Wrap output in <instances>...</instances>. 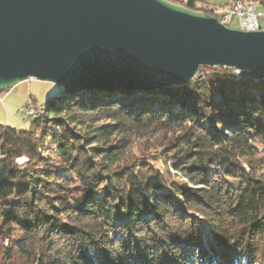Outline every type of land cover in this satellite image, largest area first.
Wrapping results in <instances>:
<instances>
[{"label":"trees","instance_id":"16d2710c","mask_svg":"<svg viewBox=\"0 0 264 264\" xmlns=\"http://www.w3.org/2000/svg\"><path fill=\"white\" fill-rule=\"evenodd\" d=\"M168 1L217 17L235 0ZM198 73L58 91L29 129L0 125V264H264V80Z\"/></svg>","mask_w":264,"mask_h":264},{"label":"water","instance_id":"95a60500","mask_svg":"<svg viewBox=\"0 0 264 264\" xmlns=\"http://www.w3.org/2000/svg\"><path fill=\"white\" fill-rule=\"evenodd\" d=\"M203 67L264 80V25L227 28L168 0H0V94L26 80L140 94Z\"/></svg>","mask_w":264,"mask_h":264},{"label":"rangeland","instance_id":"374dc122","mask_svg":"<svg viewBox=\"0 0 264 264\" xmlns=\"http://www.w3.org/2000/svg\"><path fill=\"white\" fill-rule=\"evenodd\" d=\"M262 10V8L257 7L258 12ZM3 93L6 95L0 103V125L9 126L18 130H27L30 128L32 117L26 116L20 110L29 103L33 106L42 105L48 96L58 93V87L49 82L26 80L14 85ZM2 94H0V98ZM23 162L25 163L27 160L25 158L18 159L19 164ZM175 181L178 184L185 182L184 179L179 177H175Z\"/></svg>","mask_w":264,"mask_h":264},{"label":"built area","instance_id":"2783aa9c","mask_svg":"<svg viewBox=\"0 0 264 264\" xmlns=\"http://www.w3.org/2000/svg\"><path fill=\"white\" fill-rule=\"evenodd\" d=\"M223 26L240 31H256L264 24V13H258L254 6L245 0L232 1L225 9L221 10L216 17ZM235 26V27H233ZM239 74L238 72H235ZM204 73H197L195 79L201 80ZM2 99L0 98V103ZM20 112L32 118H38L44 113L41 105L33 106L31 103L23 107Z\"/></svg>","mask_w":264,"mask_h":264},{"label":"crops","instance_id":"0c3cea01","mask_svg":"<svg viewBox=\"0 0 264 264\" xmlns=\"http://www.w3.org/2000/svg\"><path fill=\"white\" fill-rule=\"evenodd\" d=\"M5 95H6L5 93L2 94V96H1L2 101H3V97H4Z\"/></svg>","mask_w":264,"mask_h":264}]
</instances>
